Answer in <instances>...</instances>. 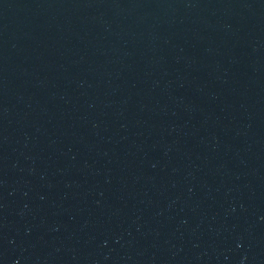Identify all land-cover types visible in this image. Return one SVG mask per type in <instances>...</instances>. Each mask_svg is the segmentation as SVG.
<instances>
[{"label": "water", "instance_id": "water-1", "mask_svg": "<svg viewBox=\"0 0 264 264\" xmlns=\"http://www.w3.org/2000/svg\"><path fill=\"white\" fill-rule=\"evenodd\" d=\"M0 264H264V0H0Z\"/></svg>", "mask_w": 264, "mask_h": 264}]
</instances>
